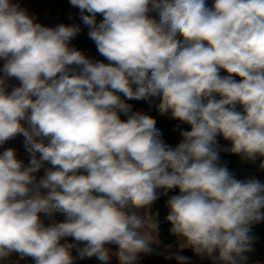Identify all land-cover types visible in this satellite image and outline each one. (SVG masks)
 Here are the masks:
<instances>
[{
	"label": "clouds",
	"instance_id": "clouds-1",
	"mask_svg": "<svg viewBox=\"0 0 264 264\" xmlns=\"http://www.w3.org/2000/svg\"><path fill=\"white\" fill-rule=\"evenodd\" d=\"M70 4L107 63L70 46L80 25L45 26L0 0V146L22 135L29 156L0 152V262L15 253L35 264H109L112 255L136 264L158 242L152 204L178 188L166 219L181 248L246 264L264 183L237 179L219 153L264 157V0ZM133 99L158 100L191 130L171 146Z\"/></svg>",
	"mask_w": 264,
	"mask_h": 264
},
{
	"label": "trees",
	"instance_id": "trees-1",
	"mask_svg": "<svg viewBox=\"0 0 264 264\" xmlns=\"http://www.w3.org/2000/svg\"><path fill=\"white\" fill-rule=\"evenodd\" d=\"M208 2L209 4H211L213 0H208ZM36 7L39 11H41L42 14L36 18V21L45 26L55 27L56 24L59 22L60 24L63 23L67 25H80L81 31L71 40L70 46L82 50L85 55L92 58L93 60H103V56L99 54L95 43L90 39L88 35V26L84 25L81 20V12L79 8L73 7L70 4V0H45L44 3H39L37 1ZM46 10L47 14L45 16L44 12ZM52 14L59 15V19L56 21L50 20V16ZM102 19L103 16L98 14L97 22ZM221 74L227 75L228 73L225 70H221ZM236 79L240 80L241 78L237 76ZM128 103L133 105V112L141 111L151 115L156 120V126L161 130L165 142L173 147L178 145L183 139V137L181 136L182 130H191V126L189 124L181 122L179 119L171 118L170 113L161 114L158 111V100L151 105L148 101L135 99L129 100ZM121 118L126 119L127 117L122 116ZM23 140V136L18 135L15 139L9 140L4 145L13 146V148L15 147V149L20 154L26 153L25 148L23 146ZM217 140L223 148L231 147V141L224 139L222 135L218 136ZM219 155L221 162L225 164L235 174L237 179L255 177L261 183H264V168H261L260 166L261 161H264V157H259L255 160V162H253L251 160H243L240 155L231 153L229 151H221ZM160 192L161 194L159 195V198L152 204L149 210L153 214H158L157 218L159 220V230L157 233L158 242L153 243L151 245L152 248L155 246L167 247L175 243L178 244L181 241L176 235L171 233L170 229L172 225L166 219L169 213V208L167 206L168 197L171 195L179 194V189L174 188L172 190H169L167 195L163 194V190H161ZM44 219L45 223L50 222L47 218ZM55 219L57 221H62L64 217L60 214H56ZM251 227L252 235L256 237V239L253 244V251L246 253V262H248V264H264V220L254 222ZM66 239L70 243L74 242L72 237H68ZM108 247L115 249L116 246L108 245ZM72 254L73 256H77V250L72 249ZM0 264H35V262L31 257H26L23 260H20L19 255L14 253L8 258L7 261H3ZM74 264H99V262L96 257L84 259L77 258L74 261ZM109 264H119L118 258L115 255H112ZM136 264H139V260H137Z\"/></svg>",
	"mask_w": 264,
	"mask_h": 264
},
{
	"label": "rangeland",
	"instance_id": "rangeland-1",
	"mask_svg": "<svg viewBox=\"0 0 264 264\" xmlns=\"http://www.w3.org/2000/svg\"><path fill=\"white\" fill-rule=\"evenodd\" d=\"M44 3L45 0H13V2H18L22 8L27 9L29 14L35 16L36 18L39 17L41 14V11H39L36 7V2ZM47 10L44 12V15L46 16ZM43 15V16H44ZM63 21V20H62ZM61 21V22H62ZM60 24L57 23L56 25ZM103 60L107 62V60L103 57ZM3 65V61H0ZM2 68V67H0ZM10 85L18 84L19 82L16 80L9 81ZM21 155V154H20ZM163 190V189H161ZM160 190V191H161ZM182 241L180 243H175L172 245H169L167 247L163 246H155L153 247V251L149 253H141L138 257L139 264H179V261L175 258V253H179L180 255H183V250L185 248H191V247H183L181 248ZM192 249V248H191ZM171 257V258H169ZM191 261L188 264H214V262L206 255H200L197 254L195 251L190 257ZM1 263V262H0ZM248 264V262H246ZM258 264V263H256Z\"/></svg>",
	"mask_w": 264,
	"mask_h": 264
},
{
	"label": "built area",
	"instance_id": "built-area-1",
	"mask_svg": "<svg viewBox=\"0 0 264 264\" xmlns=\"http://www.w3.org/2000/svg\"><path fill=\"white\" fill-rule=\"evenodd\" d=\"M59 17H60V16L57 15V14H52V15L50 16V20H52V21H56V20L59 19ZM20 159H22V160H24V162H26L27 159H29V156H28L27 153H21V155H20Z\"/></svg>",
	"mask_w": 264,
	"mask_h": 264
},
{
	"label": "crops",
	"instance_id": "crops-1",
	"mask_svg": "<svg viewBox=\"0 0 264 264\" xmlns=\"http://www.w3.org/2000/svg\"><path fill=\"white\" fill-rule=\"evenodd\" d=\"M0 67H2L1 62H0ZM8 147H12L13 148V146L3 145V146H0V152H2L5 148H8ZM17 156H18V158H20V153L18 151H17ZM27 162H28V159H27V161L25 163H27ZM43 174H44V169H41L40 172L37 175L38 176H42Z\"/></svg>",
	"mask_w": 264,
	"mask_h": 264
},
{
	"label": "water",
	"instance_id": "water-1",
	"mask_svg": "<svg viewBox=\"0 0 264 264\" xmlns=\"http://www.w3.org/2000/svg\"><path fill=\"white\" fill-rule=\"evenodd\" d=\"M193 253H194V250L191 249V248H185V249L183 250V256H186V257L189 258L188 263L191 261L190 257H191V255H192Z\"/></svg>",
	"mask_w": 264,
	"mask_h": 264
}]
</instances>
